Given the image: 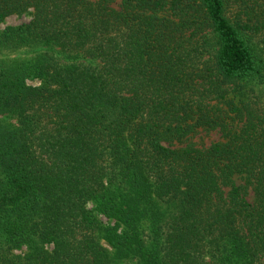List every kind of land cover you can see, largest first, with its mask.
Wrapping results in <instances>:
<instances>
[{
    "label": "trees",
    "instance_id": "1",
    "mask_svg": "<svg viewBox=\"0 0 264 264\" xmlns=\"http://www.w3.org/2000/svg\"><path fill=\"white\" fill-rule=\"evenodd\" d=\"M23 12L0 264H264V0H0Z\"/></svg>",
    "mask_w": 264,
    "mask_h": 264
},
{
    "label": "rangeland",
    "instance_id": "2",
    "mask_svg": "<svg viewBox=\"0 0 264 264\" xmlns=\"http://www.w3.org/2000/svg\"><path fill=\"white\" fill-rule=\"evenodd\" d=\"M30 14L27 12L23 13H13L7 15L4 19L0 21V29H3L7 25L19 24L22 22L28 21ZM33 53V50L27 47H21L16 50L3 49V46H0V63H3V60L7 61L9 59H18L25 56H29ZM30 84H37L38 80H28ZM258 91L262 92V98L264 99V88H257ZM3 121L9 123H14L16 121L15 117L11 114H0V123L3 124ZM219 138V132L217 130H205L202 128H197L194 133L187 139L188 142H192L197 146L208 145L211 141H215ZM103 221H107L106 218H102ZM105 244V243H104Z\"/></svg>",
    "mask_w": 264,
    "mask_h": 264
}]
</instances>
